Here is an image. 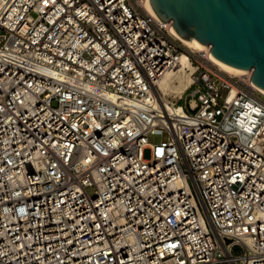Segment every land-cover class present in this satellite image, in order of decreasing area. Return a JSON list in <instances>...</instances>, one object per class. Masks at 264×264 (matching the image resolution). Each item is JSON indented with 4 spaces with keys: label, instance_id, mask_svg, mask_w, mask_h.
Listing matches in <instances>:
<instances>
[{
    "label": "built area",
    "instance_id": "2783aa9c",
    "mask_svg": "<svg viewBox=\"0 0 264 264\" xmlns=\"http://www.w3.org/2000/svg\"><path fill=\"white\" fill-rule=\"evenodd\" d=\"M144 3L0 0V264H264V92Z\"/></svg>",
    "mask_w": 264,
    "mask_h": 264
},
{
    "label": "water",
    "instance_id": "95a60500",
    "mask_svg": "<svg viewBox=\"0 0 264 264\" xmlns=\"http://www.w3.org/2000/svg\"><path fill=\"white\" fill-rule=\"evenodd\" d=\"M163 21L186 39L210 45L222 62L251 70L264 90V0H150Z\"/></svg>",
    "mask_w": 264,
    "mask_h": 264
},
{
    "label": "bare ground",
    "instance_id": "6f19581e",
    "mask_svg": "<svg viewBox=\"0 0 264 264\" xmlns=\"http://www.w3.org/2000/svg\"><path fill=\"white\" fill-rule=\"evenodd\" d=\"M146 10L155 16L157 19L161 20L158 15L153 10L150 0H144ZM174 33L184 42L185 45L191 46L196 50H210L211 46L203 44L196 39H186L180 36L172 26ZM210 58L213 62L219 65V67L226 73L233 75V76H240L244 74L252 73L251 70L240 69L231 65H228L221 60L214 57L210 52ZM195 71V66L192 64L189 56L186 53L179 55L176 59L174 64L165 71L163 76L157 81L155 86V90L157 94L160 95L164 103L169 106L173 107V103L175 101L168 102L165 97L162 96L163 93H169L171 91L179 90L180 93H184V91L189 87L192 81V74ZM261 89V88H260ZM263 92L264 90L261 89ZM179 94V93H178ZM181 97V96H180ZM179 110H182L180 108ZM264 142V135L262 138Z\"/></svg>",
    "mask_w": 264,
    "mask_h": 264
},
{
    "label": "rangeland",
    "instance_id": "374dc122",
    "mask_svg": "<svg viewBox=\"0 0 264 264\" xmlns=\"http://www.w3.org/2000/svg\"><path fill=\"white\" fill-rule=\"evenodd\" d=\"M188 46V45H186ZM189 48H191L192 50H196L194 49L193 47L191 46H188ZM179 93V94H178ZM183 92L180 93L179 90H175V91H171L169 93H163L162 96L165 97L167 99L168 102H171V101H177L180 96H182ZM181 103L183 105H185V100H181ZM167 139V135H162V134H151L149 136V141L150 142H153V143H160L162 142L163 140H166ZM152 155V151L150 148H147L145 151H144V156L146 158H150Z\"/></svg>",
    "mask_w": 264,
    "mask_h": 264
}]
</instances>
